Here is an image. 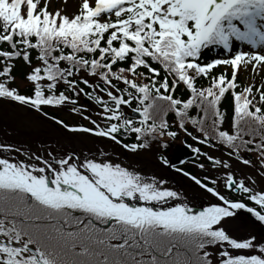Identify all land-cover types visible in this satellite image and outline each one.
<instances>
[{"label":"snow or ice","instance_id":"obj_1","mask_svg":"<svg viewBox=\"0 0 264 264\" xmlns=\"http://www.w3.org/2000/svg\"><path fill=\"white\" fill-rule=\"evenodd\" d=\"M261 71L264 0H0V102L70 145L0 142V264H264V239L226 227L238 210L264 224V190L233 164L264 179ZM179 132L221 153L184 142L220 173L177 169L207 206L126 156L71 146L94 137L136 155Z\"/></svg>","mask_w":264,"mask_h":264},{"label":"rangeland","instance_id":"obj_2","mask_svg":"<svg viewBox=\"0 0 264 264\" xmlns=\"http://www.w3.org/2000/svg\"><path fill=\"white\" fill-rule=\"evenodd\" d=\"M74 0H68V4H73ZM54 3L59 6H63V0H54ZM264 71H261L259 75L256 76V81L258 82L261 78H264ZM244 83L251 81L250 73H243ZM81 103H86L82 100ZM55 111V110H54ZM59 115L65 116V118L75 122L79 121V117H69L66 112L60 110ZM83 123H87L83 121ZM0 142L14 143L17 146H22L26 149H31L37 152H46L47 145L58 142L63 147L70 146L66 141L62 130L56 128L50 121L41 122L39 120H27L22 119L17 116L12 109L6 104V102H0ZM182 141H179L177 145L181 147ZM43 146V147H42ZM71 146L77 149H93L97 146L103 147L106 151H110L114 156L120 155L122 161H125V156L127 157L126 163L137 165L141 171L146 174H155L157 177H163L168 180L169 187H172L178 191H183L187 194L190 205L197 208L207 206L209 203L214 202L212 198L206 196L197 186L193 184L191 180L184 178L183 174L180 176L176 170L172 167H167L160 165L159 161L154 160L153 153H146V151H141L136 155L131 153H124L118 145L113 142L93 137H76L73 138V143ZM203 151H208L213 155H221V153L215 149L206 147ZM202 162L206 163L204 159ZM197 162L192 164L194 169L197 171L198 176L211 175L219 176L220 173L209 170L205 172L196 166ZM234 164V171L239 176L241 174H251L256 176L257 179V189L264 190V179H261L256 174L255 168L246 167L241 164ZM180 176V177H179ZM226 227L231 231V234L237 236H247L249 234H257L259 239H264V235L261 232L264 229V225L256 221L255 218H249L247 214L238 213L233 218L228 220ZM254 233V234H253Z\"/></svg>","mask_w":264,"mask_h":264},{"label":"trees","instance_id":"obj_3","mask_svg":"<svg viewBox=\"0 0 264 264\" xmlns=\"http://www.w3.org/2000/svg\"><path fill=\"white\" fill-rule=\"evenodd\" d=\"M25 71H27V66L24 65L23 62H20V65L17 68V75L19 76L21 73H23ZM218 71H219V69H218ZM238 80L243 84L244 83V76H242V74H238ZM201 83L207 84V81H202ZM178 94L182 95V96H186L187 92H186V90L181 89V91ZM222 107L228 108L229 112H230V107H231V98L230 97H226V99L222 103ZM49 111H54V109H49ZM194 111L195 110H193V112ZM173 118H174L173 114L170 113L169 117H168L170 124L173 122ZM189 129L191 130V126H189ZM122 138H124L126 141L128 140V137L123 136V134H122ZM162 139H163V141L168 143L169 147H171L173 149H176V147H177L176 142L179 143V141H182L181 145L185 144L184 142H187V144H191L193 146H200L202 149L206 148V146L196 145V143L190 137L186 136L182 132H179L175 139L169 138L167 136L163 137ZM145 150H147L146 152L153 153L154 156H156V157H167V158L169 157L167 154H164V149H162L158 146V141H152L150 147L148 149H145ZM250 158L252 159L253 163L255 164L256 163V155L253 153ZM182 169L184 171H188V172H191V173L197 175V171L194 169V167L187 165V166L183 167ZM261 232L264 233V229Z\"/></svg>","mask_w":264,"mask_h":264},{"label":"water","instance_id":"obj_4","mask_svg":"<svg viewBox=\"0 0 264 264\" xmlns=\"http://www.w3.org/2000/svg\"><path fill=\"white\" fill-rule=\"evenodd\" d=\"M188 156H191V155L187 154V151L183 152L181 154V156L175 160V162L178 163V162L182 161L184 158H187Z\"/></svg>","mask_w":264,"mask_h":264}]
</instances>
